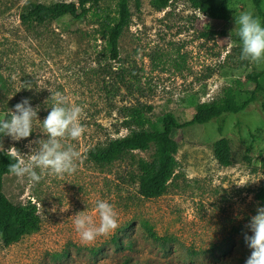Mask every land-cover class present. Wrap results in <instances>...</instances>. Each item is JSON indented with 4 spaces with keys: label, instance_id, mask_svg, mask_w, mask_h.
Instances as JSON below:
<instances>
[{
    "label": "rangeland",
    "instance_id": "374dc122",
    "mask_svg": "<svg viewBox=\"0 0 264 264\" xmlns=\"http://www.w3.org/2000/svg\"><path fill=\"white\" fill-rule=\"evenodd\" d=\"M30 1L77 0H0V118L4 107L14 110L28 98L39 106L40 120L33 122L30 137L4 136L0 143L28 155L37 141L47 139L42 121L51 111V91L84 108L86 131L79 140L63 141L81 153L74 174H46L35 186L5 176L8 197L36 203L42 222L9 246L0 238V264H245L251 250L244 234L252 235L247 225L263 207L256 192L264 186V91L241 112L174 133L178 166L159 197L139 191V160L150 159L154 148L127 152L108 164L93 161L90 151L139 128L125 123L131 107H144L153 121L172 112L184 122L228 90L239 101L249 98L255 88L247 78L252 70L264 86V65L240 59L236 34L240 12L251 11L262 23L253 0H226L229 20L211 19L190 0H173L162 11L152 0H140L139 6L131 0L133 17L117 59L110 57L102 24L104 8L113 11L115 0L81 19L65 16L42 24L21 19ZM222 137L232 148L230 165L214 154ZM98 200L114 206L120 227L86 245L72 216L85 211L98 224ZM145 222L164 240L152 237ZM114 237L131 241L133 248L117 247Z\"/></svg>",
    "mask_w": 264,
    "mask_h": 264
},
{
    "label": "trees",
    "instance_id": "16d2710c",
    "mask_svg": "<svg viewBox=\"0 0 264 264\" xmlns=\"http://www.w3.org/2000/svg\"><path fill=\"white\" fill-rule=\"evenodd\" d=\"M107 0H77L59 1L55 3L28 2L27 9L21 14L24 23H46L59 20L65 16L75 19L86 17L94 7H101V3ZM173 0H152L153 6L162 11ZM131 0H115L114 10L109 7L103 10V29L107 38L110 57L117 59L120 54L119 42L125 29L130 25L133 12ZM192 6L211 19L229 20V4L226 0H190ZM256 11L262 16L264 26V10L262 0H253ZM137 6L140 0H136ZM255 83L251 96L244 101H239L233 91L228 90L221 97L204 103L194 113L191 119L180 122L175 114L168 112L157 121L147 117L144 107L134 106L126 115L125 123L129 126L136 125L138 129L130 134L111 139L105 146L90 151V157L98 164H108L121 158L125 153L137 150H150L154 152L150 159L139 160V191L146 198L159 197L168 188L169 182L174 177L178 159L172 151L173 135L178 130L196 125L205 124L211 120L222 118L228 113H238L255 100L259 90L264 91L260 82V73L252 70L247 77ZM264 108V104H263ZM3 116L0 119L10 118L11 112L4 107ZM222 130V126L219 127ZM4 136H0L2 140ZM217 160L223 165H230L233 152L227 138L218 139L213 146ZM8 149L0 151V238L4 245L9 246L19 242L26 234L40 228L42 218L38 205L31 200L27 203L12 201L5 192V176L10 174L8 166L13 162L6 154ZM256 198L264 207V186L256 192ZM148 233L157 240L160 237L153 228L144 223ZM114 241L119 248H133L131 241L125 243L117 237ZM124 264H132L126 261Z\"/></svg>",
    "mask_w": 264,
    "mask_h": 264
},
{
    "label": "clouds",
    "instance_id": "9594fccd",
    "mask_svg": "<svg viewBox=\"0 0 264 264\" xmlns=\"http://www.w3.org/2000/svg\"><path fill=\"white\" fill-rule=\"evenodd\" d=\"M237 35L241 41V60L248 61L258 67L264 65V26L260 18L251 11H243L235 16ZM24 88L31 89V86ZM51 91V90H50ZM51 111L42 121L43 133L47 139H40L38 147L31 154L25 155L15 147L6 154L13 161L8 172L20 180L25 178L35 186L44 177L52 175L63 178L72 175L78 169L81 158L80 151L72 144L63 141L79 140L86 128L82 123L84 108L72 103L61 92H52ZM39 106L33 107L28 98L17 103L10 110V118L0 119V136L11 137L14 141L26 139L33 132V122L38 118ZM0 151H4L0 143ZM247 182L240 184L241 186ZM99 223L92 216L81 211L73 215V223L82 243H94L101 236L115 234L120 227L118 213L107 200L96 201ZM63 211V210H62ZM247 228L252 235L244 234V241L251 250L245 264H264V207L257 208V214L251 217Z\"/></svg>",
    "mask_w": 264,
    "mask_h": 264
}]
</instances>
